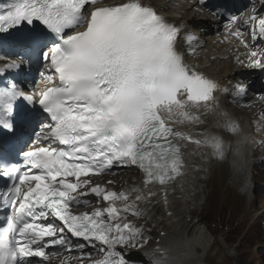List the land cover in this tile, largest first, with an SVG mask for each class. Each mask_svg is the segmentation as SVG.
<instances>
[{
  "label": "snow or ice",
  "instance_id": "obj_1",
  "mask_svg": "<svg viewBox=\"0 0 264 264\" xmlns=\"http://www.w3.org/2000/svg\"><path fill=\"white\" fill-rule=\"evenodd\" d=\"M228 19L233 24L238 17ZM245 23L254 41L264 40V15L254 10ZM23 25L29 32L22 43L43 62L40 75L53 86L37 99L22 83L4 78L24 67L21 61L0 66V129L15 135L20 100L38 104L44 114L34 133L35 142L44 143L22 151L21 163L0 161V178L9 182L0 190V210H7L0 224V264L43 259L52 247L79 252L90 247L102 254L91 264H135L124 249L139 245L143 228L121 221L125 214L143 215L137 202L154 193L116 192L81 178L114 166H136L145 185H166L183 174L188 144L211 146L223 156L227 146L218 135L196 139L175 125L203 123V110L239 135V123L217 96L230 90L186 62L178 47L185 26L169 22L145 0L110 5L101 0H9L0 5V33ZM230 35L247 46L239 30ZM198 43L195 33L186 34L190 52ZM256 56L250 53L253 66L261 65ZM246 92V86H237L235 96ZM132 192L137 193L134 199ZM89 196L108 206L72 211L89 204ZM117 201L123 202L120 207ZM157 251L161 254L153 264H169L166 253Z\"/></svg>",
  "mask_w": 264,
  "mask_h": 264
},
{
  "label": "bare ground",
  "instance_id": "obj_2",
  "mask_svg": "<svg viewBox=\"0 0 264 264\" xmlns=\"http://www.w3.org/2000/svg\"><path fill=\"white\" fill-rule=\"evenodd\" d=\"M118 3V0L115 4ZM158 4L161 7L168 8L171 5L177 6L178 10L167 11L165 16L169 22H184L186 29L183 32L181 39L178 42V47L185 54V60L187 63L195 65L199 71L206 73L209 77L217 80L224 87H227L230 91L217 93L220 106L235 117L239 123L242 131L239 135L231 132L224 133L225 128L223 122L217 123L218 116L216 114H203L201 111V120L203 123L185 122L183 124H176L175 127L181 131L189 132L196 139H203L205 133H211L218 135L227 146L226 153L230 156V162L221 164L215 176L210 175L208 178L203 176V168L210 164V158L215 154V150L211 146H197L194 143H190L187 146L184 161L186 166L183 169V174L177 177L174 181L167 183L164 188H155L151 192L156 193L157 197L152 200L159 201L162 206L158 208V214H154L151 208V203L146 199L142 200L141 207L144 211V215L151 221L152 224H156L159 228L158 234L156 235V245H163L166 250V255L169 264H200L207 258L209 250L213 243L208 234L205 233L203 227H201L195 220V215L192 216L191 221H188V217L197 213L194 209L196 204L199 203L198 195L205 190L204 187L210 185L213 180H223L224 171L226 165L232 170V182L236 183L239 188L246 194L249 193V189L254 183V179L251 178V170L256 171L255 162L251 160L250 153L252 148L249 146V141L252 139V126L251 121L245 118L244 122L240 120V113L243 112L242 104H249L251 98L245 101H239L235 92L237 86L240 84L231 83L232 77H234L235 69L231 66L229 60L231 54L228 52L224 54L223 60L219 58H212L210 49L214 48L213 45H205V42H210V38L201 33V29L195 26L199 23L207 24L209 19L204 16L193 17L191 8H186L184 5H176L171 0H160ZM195 33L199 37V43L194 45L196 52H190L186 44V34ZM15 38H10L4 34H0V47L5 51L9 50V47L16 44ZM216 52L221 50L215 48ZM201 53V54H200ZM222 53V52H221ZM200 54V55H199ZM10 56V54H9ZM35 56H29V63L32 64ZM0 66L1 60H0ZM14 71L10 70L9 72ZM232 94V97H226V95ZM248 95L244 94L239 96L241 99L247 98ZM228 102H233L232 105H228ZM249 106H252L249 104ZM196 111V110H193ZM213 125V127H212ZM264 144H261L262 147ZM237 148L239 152H237ZM264 161V155L261 156ZM254 164V165H253ZM216 169V168H215ZM193 172L196 175H193ZM126 174L124 171L116 173V181H121L122 177ZM207 175V174H206ZM226 178V177H225ZM231 177H229L230 179ZM106 186L105 184H100ZM128 189H139L143 188L142 184H137L133 180L127 181ZM109 189V188H108ZM142 192V191H140ZM145 194V192H144ZM255 192H253L254 197ZM249 199L251 200L252 196ZM261 195V194H260ZM247 196V197H248ZM259 197V195H258ZM167 200H173L169 206L170 209H165L164 203ZM228 203V202H227ZM200 209V208H199ZM198 209V210H199ZM175 213V214H172ZM127 222V221H122ZM165 232V235H162ZM153 251L148 252L146 255H151Z\"/></svg>",
  "mask_w": 264,
  "mask_h": 264
},
{
  "label": "rangeland",
  "instance_id": "obj_3",
  "mask_svg": "<svg viewBox=\"0 0 264 264\" xmlns=\"http://www.w3.org/2000/svg\"><path fill=\"white\" fill-rule=\"evenodd\" d=\"M251 155L256 161L253 152ZM220 163L214 158L209 167H219ZM218 167L210 168L207 176H215ZM226 167V178L213 180L204 187L194 208L197 213L188 217L191 221L195 215V220L213 239L207 258L200 264H264V190L257 192L256 188L264 187V166H255L256 171L251 174L255 187L251 200L239 192V186L232 182L229 164ZM131 178L135 175H126L120 184H127Z\"/></svg>",
  "mask_w": 264,
  "mask_h": 264
}]
</instances>
